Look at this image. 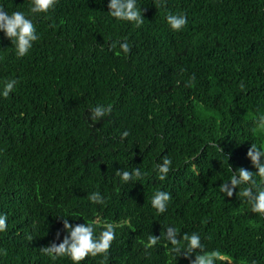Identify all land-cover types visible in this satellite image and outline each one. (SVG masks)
Masks as SVG:
<instances>
[{"label": "trees", "instance_id": "obj_1", "mask_svg": "<svg viewBox=\"0 0 264 264\" xmlns=\"http://www.w3.org/2000/svg\"><path fill=\"white\" fill-rule=\"evenodd\" d=\"M32 3L0 0L39 34L17 55L0 30V88L17 81L0 95V264H190L211 250L226 259L217 264H264V212L242 191L264 187L249 155L252 143L264 148V0H136L140 24L112 16L108 0ZM170 12L187 23L172 29ZM96 104L111 110L95 116ZM137 167L128 180L117 171ZM241 167L252 180L221 191ZM158 189L171 194L162 212L151 203ZM65 219L96 235L112 223L107 254L44 252L68 235ZM170 225L198 232L205 248L174 251Z\"/></svg>", "mask_w": 264, "mask_h": 264}, {"label": "clouds", "instance_id": "obj_2", "mask_svg": "<svg viewBox=\"0 0 264 264\" xmlns=\"http://www.w3.org/2000/svg\"><path fill=\"white\" fill-rule=\"evenodd\" d=\"M54 3L55 0H33L31 10L33 12L46 11L49 7L53 6ZM108 11L114 17L135 20L137 24L143 22V18L140 15L141 9L136 6V0H108ZM166 20L172 29H180L187 23V16L182 12H170L166 16ZM0 30H3L4 34L12 39V43L16 46L17 55H24L32 46V42L36 40L39 35L36 32L35 24L30 15L26 14L23 10L9 12L2 4H0ZM120 48L127 52L130 48L128 41H122L120 43ZM194 76L195 74L193 73L192 78H194ZM16 82V78L5 80L2 88H0V95L8 96ZM243 86V83H241V87ZM110 110V104H96L92 107V112L95 116H102L105 112ZM257 123L258 126L264 127V115L257 117ZM127 134V129L121 133L122 136H127ZM249 155L256 165V172L264 174V148L258 147L257 144L252 143ZM170 164L171 158L168 156H164L162 162L157 164L161 178L169 171ZM238 169V172L237 170L236 172L232 171L229 180L220 184L221 191L228 195L232 193L234 186L252 180L253 173L251 171L242 167ZM117 171L125 180H128L130 175H142L139 167L133 169L131 174L128 169H118ZM255 187V191L252 185L244 187L242 190L243 194L248 197L251 208L254 211L264 212V187ZM170 195V192L158 189L152 196L151 203L157 210L162 212L167 207ZM89 198L93 201H101L103 199L98 191H93ZM7 220V214L0 212V231L7 228ZM64 228L68 235H66L60 243H53L51 246L43 248V251L51 255L53 259L58 255L64 254L70 256L73 261H81L89 253L96 254L98 252H104L106 255V250L110 247L115 236L114 226L110 222L100 230L99 235L94 234L93 224L91 223L83 222L72 225L65 219ZM166 235L174 246L173 250L180 252L183 249L185 256L192 253L197 248H205L200 234L196 231L191 233L183 232L178 236L176 226L170 225L167 227ZM157 239V236L150 234L148 243L155 244ZM217 258L224 259L217 250L201 251L195 254L190 264H217Z\"/></svg>", "mask_w": 264, "mask_h": 264}, {"label": "rangeland", "instance_id": "obj_3", "mask_svg": "<svg viewBox=\"0 0 264 264\" xmlns=\"http://www.w3.org/2000/svg\"><path fill=\"white\" fill-rule=\"evenodd\" d=\"M261 127V126H260ZM264 130V127H261ZM262 146L264 147V141L262 142Z\"/></svg>", "mask_w": 264, "mask_h": 264}]
</instances>
